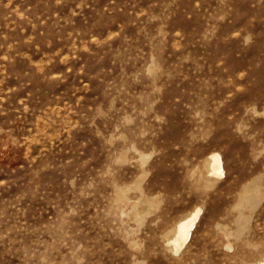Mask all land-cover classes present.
I'll return each mask as SVG.
<instances>
[{
    "label": "rangeland",
    "instance_id": "1",
    "mask_svg": "<svg viewBox=\"0 0 264 264\" xmlns=\"http://www.w3.org/2000/svg\"><path fill=\"white\" fill-rule=\"evenodd\" d=\"M0 264H264V0H0Z\"/></svg>",
    "mask_w": 264,
    "mask_h": 264
},
{
    "label": "bare ground",
    "instance_id": "2",
    "mask_svg": "<svg viewBox=\"0 0 264 264\" xmlns=\"http://www.w3.org/2000/svg\"><path fill=\"white\" fill-rule=\"evenodd\" d=\"M209 163L210 172L213 175L221 176L224 174L223 162L219 153H212ZM200 213L201 208H197L177 223L173 235L168 240L175 253L180 252L188 243Z\"/></svg>",
    "mask_w": 264,
    "mask_h": 264
}]
</instances>
